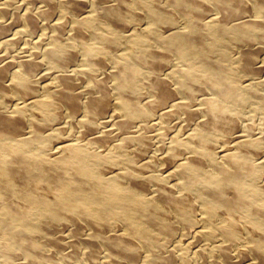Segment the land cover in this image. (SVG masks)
<instances>
[{"label":"bare ground","instance_id":"1","mask_svg":"<svg viewBox=\"0 0 264 264\" xmlns=\"http://www.w3.org/2000/svg\"><path fill=\"white\" fill-rule=\"evenodd\" d=\"M143 1L137 31L126 29L141 0H0V97L13 98L0 103V238L19 255L0 248V261L181 264L185 243L199 264H264V234L234 248L218 212L253 204L264 230L244 179L264 168V130L240 114L264 101V0ZM245 74L242 98L231 79ZM149 82L168 91L141 98ZM39 103L63 108L65 131L39 123ZM156 109L160 124L191 127L184 142L180 127L170 135L160 172L144 122ZM193 199L202 221L190 230Z\"/></svg>","mask_w":264,"mask_h":264},{"label":"rangeland","instance_id":"2","mask_svg":"<svg viewBox=\"0 0 264 264\" xmlns=\"http://www.w3.org/2000/svg\"><path fill=\"white\" fill-rule=\"evenodd\" d=\"M141 1H142V4H143V5L142 4L140 5L141 8H140V6H138V8L136 7L133 10L132 14H130L129 23H128V27H127L126 30H130V28H131V29H134V30H137L138 31V30H141L142 28H145L144 26L147 25V23L149 21V18H148V15H145L144 14L145 8H147V6L146 5L144 6L145 3H144L143 0H141ZM142 7H144V9ZM56 11L58 13L61 12L60 6H57ZM70 18H71L70 17V14H67V16H66V18L64 20L67 22V21L70 20ZM158 26H159V28H162L160 30H165L167 28V24H165V23L159 24ZM135 28H137V29H135ZM125 42L126 41L124 40V43ZM59 49H60V52L61 53L67 52V49H65V47L63 45L59 46ZM236 54H238V49L234 47L233 50L231 51V55H232V58L235 61L236 65H238L237 64L238 63L237 62L238 55H236ZM260 57H261V54H258L257 53V55H255L256 62H259ZM100 74L98 72V75H100ZM246 76L247 75L245 74V77L242 76V77H238L237 78V76H235L234 79H231L233 81V83H235V85H237V88H238V91H239V96L242 97V98L249 96L247 94H249V92H250L249 91V86L246 83L247 82L246 79H248L250 75L247 76V77ZM146 87L148 88V91H146L147 93L145 92V94L141 98L144 97L147 100L150 99V96H151L152 93L154 95L151 96V99L155 98V96L161 97V96H163V95L166 94V91H168L167 90V88H168L167 85L164 86V88H163V87H160V86L155 85L153 82H149ZM149 90H150V92H149ZM255 99L253 100L254 103L257 101V102L260 103V106L258 105L259 103H257V102H256L257 105H255L256 103L253 104L252 101H245L243 103V106L244 107L241 108V113H240L241 115L244 114V117L243 116L242 117L240 116V117L242 118L241 119V121H242L245 117L248 116L247 117L248 119L246 120V122H248L249 124L252 123L251 124V127L253 128V131L254 132H257L259 129L264 130V119L262 120V118L264 116L263 115L264 114V101L261 100V99H259V98H255ZM12 102H13V98H12V96H11L10 93H6L4 98L0 97V103L3 106L6 105V107H7V106H10L11 104L13 105ZM247 104L249 105V107H247L248 106ZM39 105H40V108H38V109H36L34 111L35 113H37V116L40 117L39 123L42 124V125H45L46 127H49V128H53L54 127L53 128L54 130L58 128V129H60L62 131H65V127L63 126V123H62V120H63V117H64V112H63L64 110H63V108L60 105H54L53 106V105H50V104H47V103H39ZM251 105H255V106H252L251 107ZM250 107L251 108H254V109H251ZM259 107H261V108L259 109ZM53 108L55 109V111H54ZM245 108H248L249 110H246ZM259 110H260V113H258ZM159 111H160V109L159 110L158 109L154 110V113L152 115H150L149 118H151V119L154 118L155 119V117H156V120L155 121H157V119L159 121L160 120L159 115H158L159 114ZM249 111H251V113ZM245 113H248L250 115V117H251V114H253V117L254 116L255 117L254 118H252V117L250 118L249 115L248 114H245ZM257 116H259V117L257 118ZM149 118L147 120H145L144 122L149 121V122H147V124L149 125V123H150V126L152 125L151 127L149 126L151 128L150 134L153 133V135H154V133H155V135L157 136V140L155 139L156 138L155 135L154 136L153 135L151 136V138L153 137L152 139H154V140L152 141V139H151L152 146H151V148H150L151 150H150V152L148 154H149L150 157L153 156L152 158H155L158 161L161 157H163L161 155L164 154L163 152L165 151V148L167 147V145H170V143H169L168 140H170V142H171L172 141L171 140L172 139L171 136L173 137V135L178 134V133H175L174 131L178 132L179 127H180V130L179 131L181 133L179 132V134H178L179 136L178 137L181 140V142H184V137H185L186 133H188L190 131L191 127H186L187 128V130H186V128L185 127L183 128V126H181V125L180 126L179 125L177 126V124H175V121L176 120H174L173 122L172 121H170V122H171V125H176V128L177 129L175 128V126L172 127L170 124H168L169 127L166 126L167 123H165L164 125H162V124L159 123L160 121L159 122L157 121V124L155 126L154 125L155 123H153L154 122V119H152L153 120L152 121L151 119L149 120ZM253 119H255V120H253ZM250 120H252V122ZM57 123H59V124H57ZM172 123H174V124H172ZM158 124H159V126H158ZM161 125H162V127H161ZM260 125H262V126L260 127ZM152 127H153V129H152ZM159 128L160 129L162 128L163 130L162 129L159 130ZM167 128H169L168 131L166 130ZM170 128L171 129L173 128L172 129L173 132L170 131ZM158 130H159V134L156 133V132H158ZM180 135L182 137H180ZM158 136L161 137L162 139L158 138ZM69 138H71V137L63 136L61 139H69ZM164 138H166V141H165ZM217 139H219V141H220L219 143H221V142L226 143L227 142V139L225 137L224 138H221V135L217 136ZM159 141H161L162 143L164 142V143L163 144L161 142L159 143ZM154 143H155V145H154ZM219 143L216 144V146H219L220 145ZM156 145L158 147H156ZM163 145H164V147H163ZM159 146H160L161 150H159V152H158V149H160ZM181 157H182V154L177 159L179 160V158L181 159ZM158 163H159V165H155V168H154L157 172H158V169H159V172H160L161 171V168L162 169H165L166 166H167V165L166 166L163 165L164 163H161L160 160L156 164H158ZM161 164L163 165V167L161 166ZM87 166L91 170H95L96 169V167L94 166V164L92 162H90ZM248 172L246 171L244 173V179H246L248 183H252L253 185H256V189L249 191V195H250L251 199L253 201H255L256 205L260 209L261 208L264 209V182H262V181H264V168L260 167L256 171L249 172L251 174H249ZM191 202H193L192 204H194V207L192 205H190V208L189 209H190L191 212L189 211L188 208H187V212H189V215L192 218V223L193 224L191 226H189V227H190V230H195L197 227H199L201 225V221L202 220L199 217L200 216L199 202L197 203L194 199ZM253 206H254L253 204H250L246 208V210L243 211V213H241L242 215L241 214L235 215V214H232L231 212H228V211L223 210L221 208L218 209L219 214L222 217H225L226 218V223L224 224V226H225V228L227 230H229L230 236L232 235L233 247L235 248V246H236V248H238L239 250H243L241 246L243 245L244 242L247 241V232L249 234L253 235L255 238H259L260 236H262V234H264L263 228H261L260 225L256 226L255 225V222H254V219H252V217H253L252 216L253 215V212L252 211H253V208H254ZM230 214H232V215H230ZM262 219H264V216H262L260 218V221H262ZM191 228H193V229H191ZM245 228L247 229V231H245ZM252 230L254 231L255 234L253 233ZM209 233H210V231L207 233L208 234L207 235V239H208V241L210 240L211 243L210 242H207V243L208 244H211L212 246L213 245L215 246V244H217L219 242V239H218L219 238V235H218L217 232L215 233V231H211V233L210 234ZM176 235H179V232L178 231L176 232ZM178 238L179 237L177 236V239ZM4 241H6V244L5 245H4ZM0 248L2 250L4 249V250L7 251V253L10 255V259H12V261H15V260L17 261V259L19 258L18 253L15 251V246L13 245L12 242H10V240L7 237L0 238ZM192 249L193 248H191L190 246H187L185 243L182 244L181 246H179L176 249L177 252H180L179 253L181 255L180 260L181 261L183 260L181 262V264H185V263L186 264H199V262H200L199 259L192 258L193 257L192 254L194 253ZM242 260H244V259H242ZM13 263L14 262H11V261H8V260H4V259H2V261H0V264H13Z\"/></svg>","mask_w":264,"mask_h":264}]
</instances>
